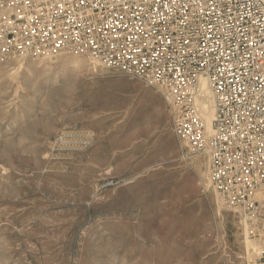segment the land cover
Segmentation results:
<instances>
[{"label": "rangeland", "instance_id": "1", "mask_svg": "<svg viewBox=\"0 0 264 264\" xmlns=\"http://www.w3.org/2000/svg\"><path fill=\"white\" fill-rule=\"evenodd\" d=\"M0 264H264V247L155 88L76 56L0 57Z\"/></svg>", "mask_w": 264, "mask_h": 264}, {"label": "built area", "instance_id": "2", "mask_svg": "<svg viewBox=\"0 0 264 264\" xmlns=\"http://www.w3.org/2000/svg\"><path fill=\"white\" fill-rule=\"evenodd\" d=\"M62 54L155 88L220 205L264 247V0H0V57Z\"/></svg>", "mask_w": 264, "mask_h": 264}, {"label": "bare ground", "instance_id": "3", "mask_svg": "<svg viewBox=\"0 0 264 264\" xmlns=\"http://www.w3.org/2000/svg\"><path fill=\"white\" fill-rule=\"evenodd\" d=\"M202 91H204L205 94L208 93V87L205 83V81L202 82ZM205 97V96H204ZM209 97V96H208ZM208 99V98H206ZM205 99V100H206ZM212 103V102H211ZM208 105L204 104L203 105V110H204V114H205V125H206V129L208 132H211V122L213 120L214 117V109L212 108L211 110H207ZM207 121V122H206Z\"/></svg>", "mask_w": 264, "mask_h": 264}]
</instances>
